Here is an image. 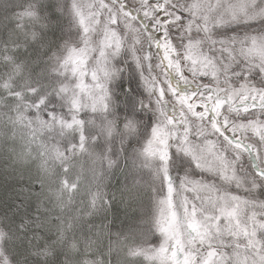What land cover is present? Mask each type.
<instances>
[{
	"label": "snow or ice",
	"instance_id": "obj_1",
	"mask_svg": "<svg viewBox=\"0 0 264 264\" xmlns=\"http://www.w3.org/2000/svg\"><path fill=\"white\" fill-rule=\"evenodd\" d=\"M0 264H264V0H0Z\"/></svg>",
	"mask_w": 264,
	"mask_h": 264
}]
</instances>
